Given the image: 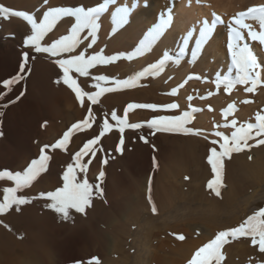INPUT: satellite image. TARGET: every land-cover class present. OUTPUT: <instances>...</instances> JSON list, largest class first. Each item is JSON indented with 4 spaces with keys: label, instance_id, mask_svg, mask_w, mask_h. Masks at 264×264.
Listing matches in <instances>:
<instances>
[{
    "label": "rangeland",
    "instance_id": "obj_1",
    "mask_svg": "<svg viewBox=\"0 0 264 264\" xmlns=\"http://www.w3.org/2000/svg\"><path fill=\"white\" fill-rule=\"evenodd\" d=\"M30 2L32 1L0 0V3L4 4L7 7H10L14 10L34 14L38 18L42 17L43 15L41 14L42 7L52 6L49 4V2L47 5L44 3V0H42L32 8V4H30ZM99 2H101V0H55L53 6L96 7L97 4H100ZM252 6H256V4H250L241 10L244 11L248 7ZM23 20V18L15 16H11L8 19L0 18V55L3 56L2 63L0 65V82L6 79V77L10 75L14 70V68H16L15 71L20 68L19 66L22 63L24 52H27L29 55V60L26 64L25 72L19 73L20 75H23L24 78L20 80L18 84L14 85L12 91L7 92V95H5L2 100H0V113H2V115H0V172L5 170L11 171L13 173H15L16 171H23L33 159H37L39 157L41 147L46 144H54L57 140L63 137V134L72 126V124L83 120L88 114L87 108L89 106V102L85 100L84 106H81L80 102L75 97V93L63 83L62 70L55 63L57 57H52L47 53H35L33 48L25 46V38L27 35L31 34V29H28L25 26ZM67 20H71L72 23L74 18H64L63 21L58 24L61 26H58L53 30L52 33H49L45 37V40L42 41V43H50L58 36L65 34L66 30L68 29L67 27H70L71 24L70 22H66ZM105 28V25L101 24L96 44L92 49L88 50L87 54L90 55L93 52H100L101 49H103V54L109 56L118 54L119 49H122L121 47H118L119 49L117 51L115 45L113 43H110L108 38H110L109 36L114 34L111 33V30H109L111 28L108 29L111 32H109ZM104 30L106 31V33L104 32ZM115 34H117V32ZM104 36L108 37L105 38ZM100 42H103V44L101 43L102 46L100 45ZM98 45H100L99 48L97 47ZM109 46H111L112 48ZM80 50H83V46L81 47V49H78L77 52ZM122 50L126 51L127 49L124 48ZM124 51H120L119 53H122ZM255 55L257 56V59L260 57L258 61H263L262 55H258V53L256 54V52ZM161 57L162 55L151 62H155ZM145 65L147 66V64ZM144 66L142 65L139 66L140 68H133V70L130 69V67L132 68V66L129 65L128 60L120 59L119 61L109 65L96 66L94 69L90 70L91 75L89 77H78V83L86 91H97L96 88L90 87V85H93L95 83L92 77L103 74L113 79L122 80L133 75V73L142 70ZM73 75L74 77L77 76V74L75 73ZM189 75L184 76L181 79L182 81L180 84H182L184 82L183 80L186 79ZM191 75L199 76L202 80L192 79L188 82L199 81L201 83H205L207 81L206 76L201 77L197 72H193ZM149 77H145L144 79L142 78V80H140L135 87L119 89L117 91L103 94L101 98H99V102L97 104L91 105L93 114L96 117L95 121L91 122L90 128L81 129L79 131L74 130L69 138V143L66 150L52 149L51 147L45 149L46 154L51 157L48 162L47 171L41 173L40 176H38L37 179L33 181L34 185L32 183L29 186L32 187L31 190L21 189L17 193V195H23L27 197L30 202L20 205L18 210L17 206L14 205L7 212L2 213L3 215H1L0 213L1 224H7L6 228L9 230L7 231V233L10 232L16 239L18 244H24L31 251L44 250L46 248L45 243H48L47 245L49 246L62 241L60 239L64 240L69 232H74L77 230V226L78 228L79 226L83 227V229L85 228L84 230L86 231L88 237L90 236L89 239L91 238L92 240H98L99 236L97 231H95V229L98 228L104 236V244H116L118 241L124 248V252H120L121 254L124 253L122 256H128L130 260L132 259V262L135 260L136 262L134 261V264H138V258L145 256L144 254L146 252L145 248L147 244L150 243L157 245L159 244V239H163L167 242L162 243L163 248L166 247V250L168 251L167 253L161 251L163 248L160 249V251L159 249H157L158 254L162 255L163 253L162 256L167 257L166 259L164 257V260L167 261L168 257L172 258L174 256H177L179 250L181 251L184 249L186 252H189L188 258H186L183 263L187 264V261L191 258L194 251L197 248L201 247L204 243H207L210 239H213L217 232L228 229L230 225L231 226L229 228L238 226L239 223L243 222V220H245L253 212L259 210V208L261 207H264V166L257 169L259 170V172L255 173L256 175L259 173V181H254L251 186H248L246 191H244L245 194L240 195L238 199L232 198L226 203H222L223 193L228 190L229 186L227 182L222 181V187L220 188V197H217L215 195L214 198H210V196L206 195V192L209 191V189L207 188L208 182L206 181V183H204L205 180H203V183L201 184V188H203V186H206L204 187V190H207H205V194L201 193L199 195L196 194L197 196H193V194H195L196 192L189 189L192 192V195L190 196L193 197H189L188 195L183 196L182 194L176 195V197H172V195L159 196L157 190L158 192H161L160 190L162 187H169V181L166 180L169 173L171 174L170 179H174L175 182L182 181V177L181 174L175 173V166H170L169 164L162 162L161 159H159L158 161H154L155 159H153L152 157L151 158L153 162L151 164V167H149L148 171L145 173L144 166L146 165L147 161L145 156L146 149L151 148V150L155 151L156 153H161L163 152L161 146L162 144H165V140L179 138L175 136H183L184 134L170 132H167V134L163 131H160L159 134V131L149 128L146 121L150 120L154 115H179L180 113H182V111L175 113L174 111H176L177 109H171V111L173 112L172 113L170 110L166 109H160L158 111H153L150 109H131V111L129 110L128 113V123H141L143 126L139 129L126 127L123 133L119 131V126L116 125V122L111 120V112L113 110H115L119 116L123 117L124 110L130 103H154L163 105L177 102V94L171 95V89L167 90L168 88H165L166 86H155L153 80L155 77ZM101 85L114 87L111 82L107 84L101 82ZM262 85H264V83L257 86V88H259V91L260 89L264 88V86ZM209 86L208 88H205L206 90L196 89L197 92L195 90V93L199 96L198 100L200 99L202 102L210 103V101L207 99H210L207 93L211 90L214 93L211 98L220 94H229L224 92L222 88L221 90H219L220 93L219 91H215L216 88L214 83L212 84V82ZM237 86L242 87L239 88ZM237 86L233 89V91L237 90V92L232 93V91V94L229 95L230 99L229 97L227 98L228 100L223 99L225 100L223 102L224 106L221 105L220 109V111L222 112L221 119L223 123H215L217 126H221L219 128L223 129V132L226 131V135H230L231 132L234 131V129L231 127H228L229 129L222 127V125L225 123V116L222 110L227 108L229 104L234 105V111L230 113L231 115H229L228 119L231 120L232 118H235L238 127L239 124L241 125L246 124V122H250L249 120L255 117L256 114L253 113L252 117L250 115L249 117L242 119V117L237 114L241 110L239 106L255 105L256 112H264L263 93L259 91L256 92L257 88L254 92L248 93L245 91V88H243L244 85ZM240 90L241 92H239ZM4 91L6 90L3 88L2 84H0V92ZM21 92H23L22 96L20 95ZM258 93L259 95L257 96ZM18 96L19 99H16ZM201 97L205 98L201 99ZM261 97L263 98V100ZM206 99L208 102L206 101ZM233 100L236 102V104H234ZM4 105H7V107H4ZM237 107L238 112H236ZM104 118H107L109 120V123L113 124V128L103 137H101V140L93 146L96 151V155L94 157H91V155L89 154V156L82 157L81 160V163H87L89 159L91 160V162L88 163V168L86 170V178L88 179L89 183L94 186L91 204L90 206L86 207L85 213H77L75 212V210H72L69 218L65 219L61 214L47 207V204H49L50 201L46 198L41 197L40 193L54 191L57 187H61L63 185V173L64 171H66L67 165L69 163H74L73 156L75 152H77L87 140L93 139L99 134ZM239 118L241 122L239 121ZM253 119L250 123H255ZM227 131L230 134H228ZM161 135L163 136V141H161ZM213 135L214 134L205 137L203 140H205L206 143H212L214 139L211 137ZM187 136L194 137V135ZM121 137H123L124 140L123 145L120 144ZM141 137H143L144 139H142ZM255 139L260 138H254L252 139V141L250 140L249 144L251 145V147L245 148L246 150H243V153L247 154V160L250 162H252V160L255 158L253 155V150L259 148L260 146H263L262 144H257ZM118 148H121L122 150L117 151ZM135 152L136 154H138V157L136 156V158L134 155ZM105 160L107 161V163L104 162ZM137 161L141 164V166H143V164L144 166L143 168L139 167V169H137V174H133L130 166L135 165L134 163H136ZM171 167L173 168V170ZM101 171L105 173L104 177L102 178L99 177V173ZM163 172L167 177H165ZM214 177L215 174H212L209 178L213 179ZM248 177L251 178V176L249 175ZM78 178H85V174L78 172ZM255 178L256 177L254 175V179ZM211 179H208V181ZM4 180L6 181L7 179H3V181L0 180V200L3 199V191L1 190L5 187H13L11 185H14L13 181L10 180L9 182L8 180V182L6 183ZM127 183H134V187L136 188L135 196L137 197L135 199L133 198V200L129 199V203L128 198L124 195H121L122 190H124L126 185H128ZM97 184H99L103 190L102 196L97 195L95 192V185ZM112 184L114 185L112 186ZM180 185L181 183L179 182L178 186L181 187ZM185 186L187 187V184ZM185 189L184 191H186ZM115 192H120V195H118V197L121 201V206L114 207L110 200H108L111 195L115 194ZM250 193L256 194L258 197L261 196L262 201H258L255 205L254 200L250 199ZM149 195H151L152 203L149 202ZM247 195L248 199H246ZM153 203L157 208V211L155 213L151 211ZM107 211H111L110 214H112L113 217L111 222H107L108 224L99 221L104 216L103 213H107ZM2 216L5 218H3ZM9 224L12 226V229ZM89 225H92V227ZM110 225H114V227H111ZM106 226L110 227L107 228ZM66 228L68 229L66 230ZM154 228L158 229L156 230ZM106 229L108 230L105 231ZM117 229H119L121 232L115 233L114 231L117 232ZM103 232L105 234H103ZM111 233H115L116 236H114L113 234L111 235ZM118 234L119 236H117ZM180 236H183L184 239H179ZM53 240L56 241V243ZM186 242H190V244L183 246L180 249V245ZM177 244H179L178 252L176 251ZM39 246H41V248ZM221 252L224 255V260L221 261V264H226V260L231 264H264V253L260 252L258 245L251 244L250 237H237L235 239L229 237L227 243L222 246ZM113 254L115 258L116 253ZM121 254L116 255V258H119L121 260V263L122 260L125 259L127 263V261L129 260H127V258L122 259L123 257L120 258ZM110 256L112 255L110 254L106 257L109 258ZM227 256L230 257L228 258ZM229 262H227V264Z\"/></svg>",
    "mask_w": 264,
    "mask_h": 264
},
{
    "label": "snow or ice",
    "instance_id": "obj_2",
    "mask_svg": "<svg viewBox=\"0 0 264 264\" xmlns=\"http://www.w3.org/2000/svg\"><path fill=\"white\" fill-rule=\"evenodd\" d=\"M44 3L47 4L48 0H44ZM138 3L139 0H133L131 5L118 4V0H103V2L96 7H48L47 10L43 12L42 17L39 18L34 14L14 10L0 3V18L8 19L11 16L21 17L30 25L31 34L26 36L24 41L25 46L33 48L35 53H47L52 57H57L55 63L62 70L63 83L75 93V97L80 102L81 106H84L85 100L89 102L87 108L88 114L85 118L72 124L63 134V137L54 144H46L41 147L39 157L33 159L23 171H16L13 173L5 170L0 172V180H11L15 184L14 187H5L3 189V199L0 200V213L7 212L14 205L17 206L18 210L20 205L30 202L27 197L17 195V193L21 189L30 186L41 173L47 171L48 162L51 157L46 154L45 149L51 147L52 149L66 150L69 138L74 130L79 131L81 129L90 128L91 122L96 119L91 105L97 104L99 98L103 94L119 89L135 87L137 83L145 77L159 76L165 71L169 62L176 65L180 64L189 40L192 39L193 33L197 31L195 27L187 32L183 39L182 46L174 56L165 52L162 58L147 64L142 70L126 79H113L103 74L96 75L92 77L95 83L90 85V87L96 88L97 91H86L78 83V77H89L91 75L90 70L98 65H109L120 59L132 61L153 51L154 45H156L157 41L172 22L173 13L171 8L167 10L166 14H161L159 22L147 30L134 50L109 56L103 54V49H101L100 52H93L90 55L87 54L88 50L94 47L98 39L102 14L108 12L110 6H115L114 10L110 13L112 24L111 31L115 34L129 22V16L138 6ZM196 3H201V0H196ZM190 5L191 0H189V6ZM64 18H74L65 34L58 36L50 43H42L45 37L49 33H52ZM246 21L258 22L259 31L253 27L252 23H247ZM197 23L199 24V29L195 42L196 47L192 50L193 57L197 55V49L206 42L217 26L226 24L228 29L227 49L230 54L231 64L226 74L217 73L215 80L212 81L217 91L222 88L224 92L231 93L237 85H245L247 86L245 87V91L252 93L256 90L257 85L264 83V61H258L252 47L245 39L246 32L250 41L258 42L260 45L264 46V5L252 6L244 11H239L227 22L220 14L213 11L210 20L204 18L197 21ZM82 46L83 50L77 52ZM28 60L29 55L27 52H24L23 62L20 64V73L25 72ZM74 73L77 74L76 77H74ZM23 78V75L18 74L0 82L6 90L0 92V100L7 95V92H11L13 86L18 84ZM192 79L199 80L201 78L190 74L178 87H183L184 84ZM101 82L105 84L111 82L114 87L102 86ZM177 91L178 88H172L170 94L176 95ZM213 94V92L207 93L208 96H212ZM20 95L22 96L23 92H21ZM204 98L205 97H201V99ZM16 99H19V96ZM187 99L191 101L193 97L188 96ZM4 107H7V105H4ZM179 107L177 103L163 105L154 103H130L125 108L123 117L119 116L117 112L113 110L111 112V120L116 122V125L119 126V131L123 133L126 127L139 129L143 126L141 123H128V113L131 109H150L158 111L160 109H178ZM190 109V111H183L179 115H154L150 120L146 121L147 126L156 131L200 135L202 130L189 127L188 125L193 119V113L202 111V109L192 108L191 106ZM233 111V104H229L227 108L223 110L225 123L222 127H231L235 130L231 132L230 137L225 135L223 131H215L214 135L219 139L213 140L212 144H218L220 150L218 151L215 146L212 147L207 157V161L211 165V170L215 173V177L208 181L207 188L217 197L221 196L220 188L222 187L221 159L223 157H230L233 152L239 153L245 148H250L251 145L248 142L254 138H260L256 139V143L264 145V112H256L255 123L241 124L237 127L235 118L231 120L228 119L230 113ZM0 115H2V113H0ZM112 128L113 124L109 123L107 118H104L99 134L93 139L87 140L83 146L75 152L73 156L74 163H69L67 165V169L63 173V185L57 187L54 191L40 193L41 197L50 201L47 207L61 214L65 219L69 218L72 210H75L77 213H85L86 207L90 206L94 186L91 185L86 178V170L91 160L89 159L87 163H81V160L82 157L89 156V154L91 157L96 155L93 146ZM141 138L144 139L143 137ZM123 143L124 140L123 137H121L120 144L123 145ZM121 150V148L117 149V151ZM104 162L107 163L106 160ZM78 172L84 173L85 178L79 179ZM104 175L105 173L103 171L99 173L100 178L104 177ZM95 192L97 195L103 194V190L99 184L95 185ZM149 202L152 203L151 195H149ZM151 211L153 213L157 211L154 203L152 204ZM229 237L233 239L237 237H250L251 244L258 245L260 252L264 253V207L253 212L243 220V222L239 223L238 226L217 232L213 239H210L207 243H204L194 251L191 258L187 261V264H221V261L224 260L221 248L227 243ZM179 239L183 240L184 237L180 236Z\"/></svg>",
    "mask_w": 264,
    "mask_h": 264
},
{
    "label": "bare ground",
    "instance_id": "obj_3",
    "mask_svg": "<svg viewBox=\"0 0 264 264\" xmlns=\"http://www.w3.org/2000/svg\"><path fill=\"white\" fill-rule=\"evenodd\" d=\"M31 1L32 2H30V4H32L31 7L33 8L38 3H40V1H42V0H31ZM54 1L55 0H50V1L48 0L49 4L52 6H53ZM102 1L103 0H101V2ZM101 2H99V3H101ZM132 2H133V0H118V4H129V5H131ZM250 4H256V6L264 5V0H201V3H199V4L196 3V0H191L190 6H189V0H146V3H145V0H139L138 6L131 12V14L129 16V22L123 28L118 30L117 34H114L111 36L108 35L110 37V38H108L110 43H113L115 45L117 51L119 49L118 47H121L122 49H124V48L127 49L126 51L119 49L118 53L120 51H124L125 53L132 51L138 45L139 40L142 39L143 35L147 32V30L149 28H151L154 24L159 22L161 14L162 13L166 14L167 10L169 8L172 9V13H173L172 22H171L170 26L165 30L164 34L157 41L156 45H154L153 51L145 54L143 57H138L132 61H128L129 65L132 66V68L130 67V69H133V68H138L139 66H142V65L144 66L145 64H148V63H152L151 61H153L157 57L163 55L165 52H167L169 55L174 56L178 52L179 48L182 46L183 39H184L185 35L187 34V32L189 30H191L193 27H195L197 29V31L193 33L192 39L189 40L188 46L186 48V51H185L183 57L181 58L180 64L176 65V64L169 62V64L165 68V71L163 73H161L159 76H155V78L153 79L155 86H158V87H160V86L165 87L166 86L165 88H168L167 90H170V89L175 88V87L178 88L177 96H176L177 102L176 101L175 102L180 107L176 111H174L175 113H178L181 111L183 112V110L184 111H190L191 110L190 106L192 108L202 109V111L193 113L192 122L189 124L190 127L202 130L200 135H195V134H184L183 136L178 135L175 137H179V138H174L171 140H165V138H164L165 144H162V146H161L163 149V152L156 153L155 151L151 150V148H147L146 152H145L146 154L144 153L146 156V159H147L146 165L144 166V164H143V166L145 167V173L148 171L149 167H151V164L153 162L152 158H153V159H155L154 161H158L159 159H161L162 162H165V163H167L173 167L175 166V168H176V169H174L175 173L181 174L182 181H179L181 183V185H180L181 187H179L178 186L179 182H175L174 179L173 180L170 179V176H171L170 173H169L170 175L168 174V177H167L163 172L165 177H167L166 180L169 181V183H168L169 187L168 186H167L168 188L162 187L160 190L161 192H158V190H157V193L159 194V196H161V195H169V196L172 195V197H176V195L182 194L183 196L188 195L189 197H193L196 194H198V195L201 193L205 194L206 189L204 190V187H206V186H203V188H201L202 187L201 184L203 183L202 181L205 180L204 183H206V181L208 182V179H211L209 177L212 174H215L211 170V165L208 163L207 157L210 154V149L212 147H214V146L217 147V150L219 151L220 150L219 145L218 144L213 145L212 143H206L205 140H203V139L205 137H208V136L214 134L215 131H221V130L223 131V129L219 128L215 124V123H218V124L223 123V121L221 119L222 118L221 117L222 112L220 111L221 105H223V102L229 97L230 94L236 93L237 90H234L232 93H229L227 95L226 94H220L218 96H213L212 98H211V96H209L210 99L207 98L208 97L207 96L206 98L210 101V103L202 102L200 99H199L200 101L198 100L199 96L195 93V90L196 89L202 90V89L208 88L210 83L216 77L217 73L226 74L227 70L231 64V58H230V54H229L228 49H227L228 29H227L226 24L217 26V28L210 35V37L206 40V42L203 43L199 49H197V55L195 57L192 56V50L196 47L195 42H196V38L198 36V29H199V24L197 23V21L202 20L204 18H208L210 20L211 19V13L213 11H215L216 13L220 14L222 16V18L227 22L233 15H235L239 11H242L241 9H244L246 6H248ZM47 5H48V3H47ZM97 5H99V4H97ZM114 7L115 6H110L109 11L102 14L101 24L105 25L106 30H108L109 28H112L110 13H111V11L114 10ZM47 8H48V6L42 7L41 8V14H43V12L47 10ZM23 21L25 23V26L28 29H30V25L25 20H23ZM66 22L71 23V20H67ZM246 22L252 23L253 27L256 28L257 31H259L258 22H255V21H246ZM58 26H61V25H58ZM67 28H69V26ZM109 30H111V29H109ZM104 32L106 33L105 30H104ZM109 32H111V31H109ZM105 33H103V34H105ZM108 36H106V37H108ZM245 39L250 44V46L252 47L254 54L256 52V54L258 53V55L259 54L262 55L263 61H264V46L260 45L258 42L250 41V39L247 37L246 32H245ZM104 40H103V42H104ZM103 42H100L101 46H102ZM97 44H99V43H97ZM100 45H98L97 47L99 48ZM109 47H111V46H109ZM2 57L3 56L0 55V65L2 63ZM259 58H258V60H259ZM121 61H123V60H121ZM22 62H23V59H22ZM15 69L16 68H14V70L11 72L10 75H8L6 77V79H10L13 76H16L20 73L19 72L20 68H18L16 71H15ZM141 69H142V67H141ZM135 70H138V69H135ZM193 72H197L201 77L206 76L207 81L205 83H201L199 81L198 82H188L187 84H184L183 87H178V85L182 81L181 79L184 76L192 74ZM233 74H234V71H233ZM183 81H185V79ZM56 85H57V83H56ZM262 86H264V85H262ZM51 87H52V85H51ZM199 87H200V89H199ZM237 87L240 88L242 86H237ZM165 88H163V89H165ZM243 88H245V85L243 86ZM167 90H165V91H167ZM197 90H196V92H197ZM215 91H217V90H215ZM258 91H259V88H257L256 92H258ZM239 92H241V90ZM259 92L264 94V88L260 89ZM201 93H203V92H201ZM219 93H220V91H219ZM258 95H259V93L257 94V96ZM188 96H192L193 99L191 101H189L187 99ZM207 99H206V101H207ZM223 99H225V100H223ZM229 99H230V97H229ZM238 100H240V99H238ZM259 100H260V98H259ZM262 100H263V98H262ZM203 103H205V104H203ZM234 104H236L235 101H234ZM239 107L241 108V110L238 112V107H237L236 112H238L237 114H239V116H241L242 119L249 117L250 115L252 117L253 113L254 114L256 113V106L255 105H243V106H239ZM254 110H255V112H254ZM253 118H255V117H253ZM253 118H251V120H249V121L251 122ZM253 120L255 121V119H253ZM239 121L241 122L240 118H239ZM250 122H248V123H250ZM239 126H240V124H239ZM51 127H52V125H51ZM229 128H227V129H229ZM229 132H230V130H229ZM229 132H228V134H230ZM207 133H208V135H207ZM224 133H226V131ZM159 134H160V131H159ZM167 134H166V136H167ZM187 135H194V137L193 136H187ZM230 135H228V136H230ZM166 136H164V137H166ZM211 138H213L214 140L219 139L217 137L214 138V135ZM161 141H163V136L161 137ZM221 142H222V140H221ZM134 155H135V158H136V156L138 157V154H136V152L134 153ZM253 155L255 158L252 160V162L247 160V154L243 153V151L239 152V153L233 152V153H231L230 157H223L221 159V165H222V167H221V181L227 182V184L229 186L228 190L223 193L222 203H226L227 201H230L232 198L238 199L240 195L245 194L244 191H246L248 186H251L254 183V181L256 182V181L260 180V179H258L259 173L257 175L255 173L259 172V170H257V169L262 168L264 166V145L260 146L259 148L254 149ZM4 156H3V158H4ZM138 161L136 163H134L135 165L130 166V169L133 172V174H137V169H139V167L143 168V166H141V164ZM1 163H3V162H1ZM141 169H140V173H141ZM172 170H173V168H172ZM176 171H178V172H176ZM176 174H174V175H176ZM248 175L251 176V178H249ZM254 175L256 177L255 179H254ZM151 176H152V174H151ZM186 177H187V179H186ZM5 182L7 183L8 180H6ZM9 182H10V180H9ZM127 184L128 185H126L124 190H122L121 195L126 196L128 198V203H129V199L133 200V198L135 199L137 197L135 196V194H136L135 189L136 188L134 187V183L133 184L127 183ZM184 184L185 185L187 184V187ZM255 184H257V183H255ZM33 185H34V183H33ZM113 185L114 184H112V186ZM164 185H165V183H164ZM164 185H162V186H164ZM11 186L14 187L15 184L11 185ZM116 187H117V185H116ZM31 188L32 187L28 186L27 188H25L23 190H28V189L31 190ZM183 188L184 189L187 188V189H185L186 191H184ZM189 189L191 191L196 192V193L193 194V196H190V195H192V192ZM1 191H3V189ZM174 191H175V193H174ZM207 192H206V195L210 196V198L215 197V194L213 192H211V190H209ZM255 193H257V192H255ZM118 195H120V192H115V194L111 195L108 199L114 205V207L115 206H121V201H120ZM140 198H142V197H140ZM246 199H248V195H247ZM250 199L254 200L255 205L258 201H260V200L262 201L261 196L258 197L256 194H253V193L251 194ZM46 203H47V201H46ZM158 204H159V202H158ZM251 205H253V204H251ZM110 212L109 211H107V213L102 212L104 214V216L103 217L101 216L102 218L99 221L105 222V223L111 222L113 217H112V214H110ZM1 215H3V214L1 213ZM3 218H5V217H3ZM6 221H7V219H6ZM6 225L1 224V222H0V264H122V263L123 264H131L135 261L134 260L132 262L131 261L132 259L130 260L128 256L127 257L122 256L124 253L123 254H121V253L124 252V248H123L122 244H120L118 241L116 244H113V243L112 244H104V241H105L104 236L102 235V233L100 232V230L98 228L95 229V231H97L98 236H99L98 240L97 239L92 240L91 238L89 239L90 236L88 237L86 231L84 230L85 228L83 229V227H81V226H79V228H78V226H77L76 227L77 230L74 232L73 231L69 232L66 235V237L64 238V240L60 239L62 241H60L58 243H56V241L53 240L56 244H52V245L48 246L47 245L48 243H45L46 248L44 247L45 248L44 250L31 251L24 244H18V242L16 241V239L12 236V234L10 232L7 233V231H9V230L6 228ZM114 225H110V226L114 227ZM9 226L12 229V226L10 224H9ZM89 226L92 227V225H89ZM96 226H95V228H96ZM50 227H51V225H50ZM109 227H107V228H109ZM164 228H162V229H164ZM67 229L68 228H66V230ZM154 229H156V228H154ZM107 230L108 229H106L105 231H107ZM10 231H12V230H10ZM102 231H104V230H102ZM65 232H67V231H65ZM110 232H111V230H110ZM114 232L118 233L121 231L119 229H117V232L116 231H114ZM62 233H64V232H62ZM115 233L114 234L111 233V235L113 234L114 236H116ZM103 234H105V233L103 232ZM148 234H149V232H148ZM151 234H152V232H151ZM98 236H97V238H98ZM117 236H119V234ZM105 237H106V235H105ZM209 237H211V236H209ZM62 238H63V236H62ZM164 242H166V241L163 239H159V244H157V245L150 244V243H149L150 245L149 244H147V246L145 245L146 246V248H145L146 250L144 249L146 251L144 254L145 256L138 258L139 260L137 259L138 264H153V263H155V264H183L185 259L188 258L189 252L188 251L186 252L184 249L181 251L179 250V252H178L179 244H177L176 245L177 246L176 251L178 252V255L174 256L172 258L168 257V260L166 261V260H164V257H165V259L167 257L162 256L163 253L161 255V254H158V252H157V249H159V251H160V249L163 248L162 243H164ZM197 243H199V242H197ZM189 244H190V242L183 243L182 245H180V249H181V247L189 245ZM164 246H165V244H164ZM39 247L41 248V246H39ZM40 248H38V249H40ZM161 251L166 252V253L168 252L166 250V247L163 248ZM113 253H116L115 258L113 256L114 255ZM110 254L112 256H110L109 258L106 257L107 255H110ZM118 254H121L120 258H122V257H123L122 259L127 258V260H129V261H127V263H126V261L124 259V260H122V263H121V260L119 258L118 259L116 258L117 257L116 255H118ZM111 257H113V258H111ZM227 262H229V261L226 260V264H227Z\"/></svg>",
    "mask_w": 264,
    "mask_h": 264
}]
</instances>
